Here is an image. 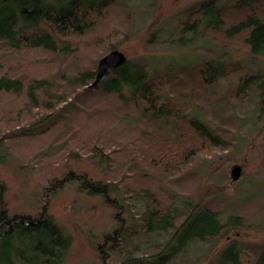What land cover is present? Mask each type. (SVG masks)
I'll use <instances>...</instances> for the list:
<instances>
[{
  "label": "trees",
  "instance_id": "1",
  "mask_svg": "<svg viewBox=\"0 0 264 264\" xmlns=\"http://www.w3.org/2000/svg\"><path fill=\"white\" fill-rule=\"evenodd\" d=\"M131 1L0 0V148L31 159L37 176L71 155L89 156L105 163L108 179L74 169L48 177L36 214L9 213L0 179V264L62 263L71 236L49 213L48 195L71 181L114 209L116 224L96 245L100 264H179L192 242L226 226L213 203L181 194L197 181L190 167L200 154L232 147L231 129L214 118L262 74L245 71L226 88L239 61L210 55L157 69L127 59L92 84L100 54L131 16ZM174 27V36L150 41L184 43L201 30L222 45L264 53V0H199ZM224 120L235 124L232 115ZM236 218L232 225L242 223ZM152 232L167 238L150 250L142 234ZM246 248L250 264H264V242ZM242 251L231 242L214 264H242Z\"/></svg>",
  "mask_w": 264,
  "mask_h": 264
},
{
  "label": "rangeland",
  "instance_id": "2",
  "mask_svg": "<svg viewBox=\"0 0 264 264\" xmlns=\"http://www.w3.org/2000/svg\"><path fill=\"white\" fill-rule=\"evenodd\" d=\"M197 1L132 0L127 24L121 26V32L111 38L112 44L107 43V49L104 48L99 58L112 48L119 49L127 59L143 60L159 69L172 63L196 62L210 55H218L225 61L241 63L229 80L223 81L226 88L236 81L239 74L260 71L262 78L259 83L249 86L242 99L230 98L231 105L221 111L224 116L214 118L215 126L231 129L232 147L200 154L190 167L191 171L199 173L197 181L191 191L181 194L182 200L188 198L203 204L213 203L221 210L220 219L226 226L213 238L192 242L187 257H177L179 264H214L217 254L234 242L243 248L241 263L250 264L246 247L264 242V90L259 87L262 80L264 82V53L251 54L236 44L222 45L201 30L197 34L186 35L184 43L150 41L154 36L155 40L174 36V24L182 10ZM229 115H232L234 126L224 124L232 120H224ZM33 164L31 159L24 160L7 148H0V179L7 187L5 201L11 214L38 213L41 210L39 193L47 181L61 177L69 169L87 172L93 179L108 180L105 163L89 156L71 155L55 165L49 173L45 170V174L42 172L39 176L35 174ZM234 164L242 167L241 176L236 180L231 176ZM48 196L49 213L71 236L70 247L61 264H100L102 260L96 245L115 226L114 209L103 201L101 195L79 189L77 181L67 183L62 190ZM182 200L177 202L178 207L182 206ZM237 216H241L242 223L232 225L231 222L238 220ZM142 237L151 242L147 246L150 250L154 243L167 238L156 232L142 234Z\"/></svg>",
  "mask_w": 264,
  "mask_h": 264
},
{
  "label": "water",
  "instance_id": "3",
  "mask_svg": "<svg viewBox=\"0 0 264 264\" xmlns=\"http://www.w3.org/2000/svg\"><path fill=\"white\" fill-rule=\"evenodd\" d=\"M127 60L125 54L119 49H112L107 54L103 55L96 67L95 79L92 84H96L108 72L110 68L117 67ZM262 103L264 106V93ZM242 167L239 164H234L231 168V176L234 180L241 176Z\"/></svg>",
  "mask_w": 264,
  "mask_h": 264
}]
</instances>
